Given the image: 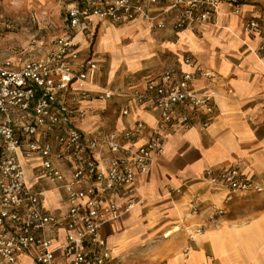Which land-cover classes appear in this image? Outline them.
<instances>
[{"label": "built area", "instance_id": "2783aa9c", "mask_svg": "<svg viewBox=\"0 0 264 264\" xmlns=\"http://www.w3.org/2000/svg\"><path fill=\"white\" fill-rule=\"evenodd\" d=\"M246 1L77 0L68 6L64 33L48 53L22 64L9 57L0 60V264H16L27 252L33 264H111L101 229L142 204L138 181L146 179L163 156L165 131L174 125L186 130L199 114L207 127L215 114L214 92L190 87L214 73L188 54L183 58L188 70L167 68L125 94L128 106L121 115L130 114L129 105L156 110L155 126L136 121L119 130L82 133L74 121L86 119V104L109 102L121 93L103 88L92 94L88 85L98 63L81 57L76 38L91 42L101 22L125 24L137 18L151 22L154 30H164L168 14L172 30L192 29L216 19L221 3L238 15ZM262 24L264 12L259 17L251 13L243 33L261 34ZM9 28L0 22V33ZM256 51L264 52V43ZM104 151L109 158L103 163ZM24 159L38 161L39 180L64 190L63 214L43 212L39 194L27 184ZM57 163L72 164L71 174L66 177ZM199 179L230 195L264 193V185L232 167L207 169ZM208 209L210 220L224 214L215 205ZM189 210L199 214L195 198Z\"/></svg>", "mask_w": 264, "mask_h": 264}, {"label": "crops", "instance_id": "0c3cea01", "mask_svg": "<svg viewBox=\"0 0 264 264\" xmlns=\"http://www.w3.org/2000/svg\"><path fill=\"white\" fill-rule=\"evenodd\" d=\"M232 11L223 2L216 19L181 31L172 30V14L164 30H154L142 18L125 24L101 22L91 42L76 38L81 57L98 63L88 85L92 94L103 88L121 93L109 102L85 103L88 116L74 121L84 134L119 130L136 121L155 126L156 110L129 105L130 114L121 115L128 106L125 94L167 68L188 70L185 55L214 73L190 84L194 91L214 92L215 114L209 125L202 126L204 116L199 114L186 130L168 128L163 156L148 177L138 181L142 204L101 229L111 264H264V193L230 195L199 179L207 169L232 167L264 185V52L256 51L264 43V31L243 33L248 16L264 12V0H247L238 15ZM104 154L103 163L109 158ZM23 163L27 184L39 194L43 212L63 214L64 190L37 178L38 161ZM57 166L66 177L73 170L72 164ZM192 198L199 214L190 213ZM212 205L224 214L210 220ZM198 228L202 230L196 234ZM16 264H33L32 253L22 254Z\"/></svg>", "mask_w": 264, "mask_h": 264}, {"label": "rangeland", "instance_id": "374dc122", "mask_svg": "<svg viewBox=\"0 0 264 264\" xmlns=\"http://www.w3.org/2000/svg\"><path fill=\"white\" fill-rule=\"evenodd\" d=\"M73 1L0 0V22L10 26L0 34V60L22 64L48 53L64 33L62 20Z\"/></svg>", "mask_w": 264, "mask_h": 264}, {"label": "trees", "instance_id": "16d2710c", "mask_svg": "<svg viewBox=\"0 0 264 264\" xmlns=\"http://www.w3.org/2000/svg\"><path fill=\"white\" fill-rule=\"evenodd\" d=\"M75 1H77V0H75ZM4 31H5V30H3L0 34H2Z\"/></svg>", "mask_w": 264, "mask_h": 264}]
</instances>
